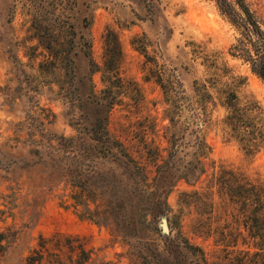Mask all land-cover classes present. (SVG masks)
Returning a JSON list of instances; mask_svg holds the SVG:
<instances>
[{"label":"rangeland","instance_id":"374dc122","mask_svg":"<svg viewBox=\"0 0 264 264\" xmlns=\"http://www.w3.org/2000/svg\"><path fill=\"white\" fill-rule=\"evenodd\" d=\"M247 2L264 26V0ZM114 34L121 52L117 76L103 65L106 42ZM236 35L214 0H0V142L14 155H27L21 141L32 134L88 138L94 122L98 136L106 115L110 133L144 166L147 182L155 184V155L166 156L171 149L169 115L183 112L186 95L194 97L195 85L217 70L213 64L226 62L243 76L236 86L240 99L256 100L264 110V82L228 52ZM56 56L61 69L52 61ZM217 88L209 86L216 102L209 104L203 128L210 146L205 173L194 184L176 182L167 197L169 218L158 208L144 215L142 181H133L135 190H128L118 156L104 160L87 180L88 196L96 199L87 216L79 214L81 206L70 204L76 187L65 175L33 181L19 168L13 173L0 168V192H11L3 175L22 173L25 179L11 201L13 215L0 219V230L7 225L17 230L13 242L0 249V264H28L39 235L56 232L79 236L92 248L85 264L109 259L117 264H248L255 259L246 251L242 216L221 201L216 186L212 206L201 192L222 166L264 178V149L246 153L223 133L225 107ZM175 116L174 137L180 144L174 159L182 165L194 158L195 132L186 145L181 118ZM81 152L88 154L84 148ZM194 189L199 194L181 192Z\"/></svg>","mask_w":264,"mask_h":264},{"label":"trees","instance_id":"16d2710c","mask_svg":"<svg viewBox=\"0 0 264 264\" xmlns=\"http://www.w3.org/2000/svg\"><path fill=\"white\" fill-rule=\"evenodd\" d=\"M220 13L225 16L235 27L237 35L229 47V54L241 58L249 66L252 73L256 74L264 82V26L251 9L247 0H214ZM113 34V32H112ZM86 54L91 64L94 63L90 52L89 41ZM120 48L117 37L114 34L112 42H106L105 58L103 61L104 71L111 72V75H118V62L120 60ZM54 66L62 68L60 56L53 58ZM216 71L212 72L205 81L195 85V96L186 95L183 112H176L169 115V142L171 149L166 156L159 152L155 155V184L147 182L148 172L143 165L138 164L131 154V151L115 136L108 128V118L104 115L99 121L100 134L94 133V122H91V129L88 138L76 135L64 136L56 139L50 135L42 134L41 137L32 136L22 140V147H27V155H14L7 149L5 142H0V168L7 173H13L16 168L26 171L27 180L36 177L50 179L53 175L63 174L70 181L72 187H76L71 193L70 203L75 208L81 206L79 214L87 216L90 201L87 191V180L94 174L99 173V167L104 160H110L113 156L120 157L124 167L125 177L128 179L129 191L135 190L133 181H142L139 189L146 196L147 205L144 215L152 209H160L169 218L166 210L169 208L168 194L178 180L183 179L187 184H194L199 181L205 173L204 158L210 152V146L206 141L203 128L210 119L209 104H215V96L209 86L218 87V99L225 107V113L221 118V127L227 139L234 140L246 153H255L264 149V110L262 106L252 99L242 101L237 92L236 86L243 76L230 71L226 62L224 64H213ZM220 71V72H218ZM226 75V79L221 77ZM209 81L211 84H208ZM113 103V102H112ZM112 105V104H111ZM176 113V114H175ZM180 120V131L182 141L186 145L191 144L190 134L195 132L193 160L179 165L175 161V153L178 148L177 138L174 137V130L177 126V119ZM63 140V141H62ZM87 150L88 154L83 155L81 149ZM87 160V162H85ZM86 165V166H84ZM84 167V168H83ZM40 173L37 175V173ZM45 174V175H44ZM8 180L7 188L10 193L0 192L3 206H0V219L4 220L8 215H13L11 201L17 198V189L24 182L22 173L18 176L3 175ZM47 177V178H46ZM211 184H207L204 192L209 199L207 202L212 206L214 203V190L223 203L232 204L236 209V217L242 216V224L246 230V251L255 259L249 260L248 264L260 262L264 264V178L257 175L252 176L241 173L232 168L214 170L211 175ZM48 183V182H47ZM184 194H199L198 189L182 190ZM9 197V198H8ZM190 200L186 199L185 203ZM207 201V200H206ZM202 202V201H201ZM149 203V204H148ZM87 207V208H86ZM0 230V249L9 246L17 235L16 229ZM169 229L167 234L169 236ZM219 240L224 241L222 230ZM93 250L79 236L53 233L49 236L39 235L37 246L33 253L27 256L28 264H85L92 257ZM99 264H117L113 260H102Z\"/></svg>","mask_w":264,"mask_h":264}]
</instances>
